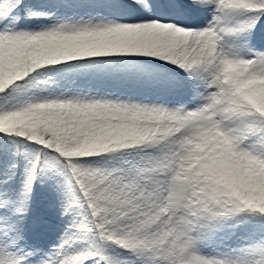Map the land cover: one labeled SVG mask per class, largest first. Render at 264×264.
<instances>
[{"label":"snow or ice","instance_id":"snow-or-ice-1","mask_svg":"<svg viewBox=\"0 0 264 264\" xmlns=\"http://www.w3.org/2000/svg\"><path fill=\"white\" fill-rule=\"evenodd\" d=\"M0 264H264V0H0Z\"/></svg>","mask_w":264,"mask_h":264},{"label":"rangeland","instance_id":"rangeland-1","mask_svg":"<svg viewBox=\"0 0 264 264\" xmlns=\"http://www.w3.org/2000/svg\"><path fill=\"white\" fill-rule=\"evenodd\" d=\"M42 2L45 0H37V3ZM63 227L64 219L60 214L56 194L51 188L38 183L33 192L27 219L30 239L44 247H51L58 243ZM237 243L235 239L217 241L208 251L227 250L229 246H236Z\"/></svg>","mask_w":264,"mask_h":264},{"label":"trees","instance_id":"trees-1","mask_svg":"<svg viewBox=\"0 0 264 264\" xmlns=\"http://www.w3.org/2000/svg\"><path fill=\"white\" fill-rule=\"evenodd\" d=\"M36 2H37V0H36Z\"/></svg>","mask_w":264,"mask_h":264}]
</instances>
